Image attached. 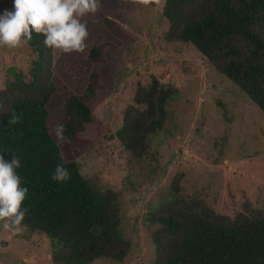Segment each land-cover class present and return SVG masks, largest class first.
I'll return each instance as SVG.
<instances>
[{
	"label": "trees",
	"instance_id": "1",
	"mask_svg": "<svg viewBox=\"0 0 264 264\" xmlns=\"http://www.w3.org/2000/svg\"><path fill=\"white\" fill-rule=\"evenodd\" d=\"M163 18L169 22L167 42L192 45L264 113V0H166ZM120 19L105 12L100 21L124 45L103 43L90 50L89 82L81 96L66 99V120L56 125L51 120L53 101L58 104L63 91L54 81L53 50L42 35L33 33L28 43L37 54L29 76L14 71L0 90V152L6 161L20 158L16 171L29 189L22 226L51 240L57 264L124 263L131 250L121 232L119 193L84 178L68 149L88 151L97 136L93 107L104 99V85L113 83L108 64L132 48ZM177 95L154 79L138 88L116 134L135 159H157L150 139L164 129ZM13 114L20 120L10 125ZM58 125L63 139L56 135ZM62 162L70 179L59 183L51 175ZM183 193L177 181L169 200L148 209L146 222L157 247L153 264H264V201L228 215Z\"/></svg>",
	"mask_w": 264,
	"mask_h": 264
},
{
	"label": "rangeland",
	"instance_id": "2",
	"mask_svg": "<svg viewBox=\"0 0 264 264\" xmlns=\"http://www.w3.org/2000/svg\"><path fill=\"white\" fill-rule=\"evenodd\" d=\"M165 3L145 7L102 0V10L86 18L90 35L85 53L53 51L54 81L63 91L58 104L53 101L51 120L56 125L65 118L66 99L81 96L86 89L92 70L90 50L103 43L124 45L100 22L105 12L122 15L118 22L133 38L128 40L131 50L108 64L113 83L104 85V99L93 107L98 129L93 144L88 151L68 146L84 178L119 193L121 232L132 244L124 263L92 264H153L157 247L146 215L150 207L170 199L177 181L184 195L199 196L217 213L234 215L247 203L264 201V113L192 45L167 42ZM5 10L14 11V0H0V15ZM35 58L28 44L15 50L0 48V90L14 71L29 76ZM153 79L178 95L168 105L164 129L150 139L157 159L137 160L116 134L138 88ZM53 255L46 236L29 234L26 227L13 234L0 223V264H57Z\"/></svg>",
	"mask_w": 264,
	"mask_h": 264
},
{
	"label": "clouds",
	"instance_id": "3",
	"mask_svg": "<svg viewBox=\"0 0 264 264\" xmlns=\"http://www.w3.org/2000/svg\"><path fill=\"white\" fill-rule=\"evenodd\" d=\"M145 7L161 0H130ZM102 10V0H14V11L5 10L0 15V48L15 50L27 45L33 33L44 37V44L62 54H84L88 48L89 30L87 19ZM20 117L12 115L10 125ZM56 135L63 139V125H58ZM10 161L0 152V223L13 234L23 232L22 222L26 210L22 205L29 189L22 186L16 171L21 167L20 158L12 155ZM63 160V157H61ZM51 179L63 183L70 179L63 162L57 164Z\"/></svg>",
	"mask_w": 264,
	"mask_h": 264
}]
</instances>
